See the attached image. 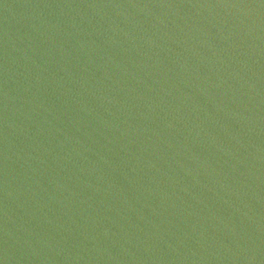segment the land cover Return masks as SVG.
<instances>
[{
	"label": "water",
	"instance_id": "obj_1",
	"mask_svg": "<svg viewBox=\"0 0 264 264\" xmlns=\"http://www.w3.org/2000/svg\"><path fill=\"white\" fill-rule=\"evenodd\" d=\"M140 0H0V264H57L93 122Z\"/></svg>",
	"mask_w": 264,
	"mask_h": 264
}]
</instances>
